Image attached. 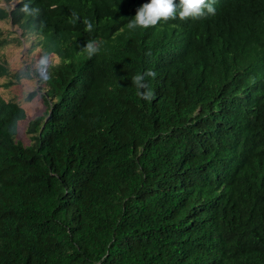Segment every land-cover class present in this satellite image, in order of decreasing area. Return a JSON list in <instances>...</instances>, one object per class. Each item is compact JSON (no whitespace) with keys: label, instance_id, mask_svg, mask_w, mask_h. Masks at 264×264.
<instances>
[{"label":"trees","instance_id":"trees-1","mask_svg":"<svg viewBox=\"0 0 264 264\" xmlns=\"http://www.w3.org/2000/svg\"><path fill=\"white\" fill-rule=\"evenodd\" d=\"M3 1L17 41L62 61L28 94L46 106L28 144L0 90V264H264V0L147 29L127 24L150 0ZM5 45V88L38 74Z\"/></svg>","mask_w":264,"mask_h":264},{"label":"rangeland","instance_id":"rangeland-1","mask_svg":"<svg viewBox=\"0 0 264 264\" xmlns=\"http://www.w3.org/2000/svg\"><path fill=\"white\" fill-rule=\"evenodd\" d=\"M0 3H4V1L1 0ZM17 3V0L12 1V7H15ZM0 32L1 38H6V45L2 48V54L10 64L12 70L14 72L21 71L27 64H30L32 67L36 68L38 72L33 78L23 77L20 82L7 88L3 86L7 79L5 77L0 78V84L2 85L0 90L3 96L6 99L15 98L20 101L27 111V118L19 122L17 137L25 144H28L29 138L26 134L28 121L34 116L42 114L46 107L40 94L32 100H27L28 94L35 89L40 92L46 91L48 89L46 75L50 67L59 64L62 60L55 54L43 55L40 47L35 48L31 52L33 41H35L34 36H32L28 42L24 41L23 44H20L17 39L20 37L21 30L16 26L13 27L10 22L0 21ZM51 98L54 99V97Z\"/></svg>","mask_w":264,"mask_h":264},{"label":"clouds","instance_id":"clouds-1","mask_svg":"<svg viewBox=\"0 0 264 264\" xmlns=\"http://www.w3.org/2000/svg\"><path fill=\"white\" fill-rule=\"evenodd\" d=\"M215 3L216 0H179L178 4L176 0H150V2L143 4L136 10L135 18L127 24V28L136 29L139 27L147 29L155 27L162 20L166 23L169 20L177 19V17L180 20L204 18L206 15L215 14ZM20 11L30 16H37L40 13L38 7L33 8L30 6V0L22 2ZM72 16L77 20L80 19L75 12L72 13ZM83 24L85 25V31L91 32L93 30V24L89 20H83ZM82 48L89 58L100 51L98 43L93 40L88 41L86 46ZM147 55H151V53L148 52ZM156 75V72L148 70L143 74L138 73L132 78V83L137 88V95L141 99L147 101L155 99L154 92L146 82V78L155 79Z\"/></svg>","mask_w":264,"mask_h":264},{"label":"bare ground","instance_id":"bare-ground-1","mask_svg":"<svg viewBox=\"0 0 264 264\" xmlns=\"http://www.w3.org/2000/svg\"><path fill=\"white\" fill-rule=\"evenodd\" d=\"M18 29H19V28H18ZM14 30H15V29H14ZM20 30H21V29H20ZM21 34H22V30H21V33H20V35H19V36H20L19 38H21ZM30 39H31V38H30ZM24 41H25V40H24ZM27 42H28V41H27Z\"/></svg>","mask_w":264,"mask_h":264}]
</instances>
